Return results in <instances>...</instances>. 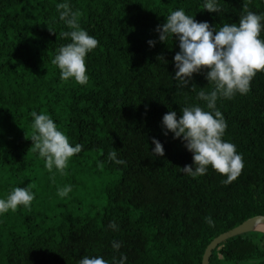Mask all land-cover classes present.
<instances>
[{"label": "trees", "instance_id": "obj_1", "mask_svg": "<svg viewBox=\"0 0 264 264\" xmlns=\"http://www.w3.org/2000/svg\"><path fill=\"white\" fill-rule=\"evenodd\" d=\"M65 2L82 13L81 28L99 41L86 58L87 85L62 81L52 63L71 42L60 35L71 30L56 8ZM205 2L0 0V198L15 187L30 186L35 195L30 209L0 215V264H79L84 256L112 264L121 255L125 264H201L214 236L264 214V72L248 94L217 101L227 122L223 139L245 163L231 184L211 167L195 178L183 173L185 165L194 167L193 154L182 138L164 134L166 113L179 118L184 107L207 110L197 94L214 85L201 72L193 75L194 91L191 84L177 87L179 41L160 42L157 27L179 9L216 30L238 24L245 4L264 15V0H217L219 13L202 10ZM33 111L50 115L72 146L83 145L67 175L53 169L55 183L32 147ZM153 138L163 145V157L153 154ZM113 150L126 164L108 159ZM67 185L72 191L62 198L58 189ZM113 221L118 230L108 227ZM209 264H264V230L223 239Z\"/></svg>", "mask_w": 264, "mask_h": 264}, {"label": "clouds", "instance_id": "obj_2", "mask_svg": "<svg viewBox=\"0 0 264 264\" xmlns=\"http://www.w3.org/2000/svg\"><path fill=\"white\" fill-rule=\"evenodd\" d=\"M59 19L70 31L61 32L64 38L71 42L61 46L52 63L60 70V79L68 82L74 79L79 85H87L86 58L98 46L99 41L81 28L82 13L73 10L69 3L56 5ZM202 10L219 13L221 8L217 0H206ZM244 15L237 23H225L219 30L208 22H198L183 9L171 11L166 17V23L157 27L160 42H166L169 37L179 41V49L174 56V78L179 82L177 87H189L195 90L191 83L193 75L206 73V80L214 85L210 92L203 90L197 94V99L206 102V108L188 106L181 109L182 115L177 118L175 111L163 116L162 124L174 138H182L186 149L193 154V164L185 165L182 172L193 178L203 176L211 167L218 174L226 176L224 184H231L242 174L245 167L243 155L237 152L236 145L226 142L223 138L227 130V122L222 112L217 108L219 99H233L237 94L246 95L251 91V82L258 73L264 72V15L257 14L244 5ZM150 46L155 42L148 41ZM162 58L163 57H158ZM34 129L31 140L33 149L38 151L45 160V168L49 173L53 169L60 175H67L66 169L72 157L83 150V145L77 143L72 146L69 137L61 131L48 114L31 113ZM155 148L153 154L164 156L163 145L153 138ZM108 159L117 165L126 164L125 160L117 159L115 150L108 154ZM103 167L101 163L99 165ZM55 183V173L52 176ZM72 191L71 185L58 189L60 197H66ZM34 193L29 187H15L6 198H0V215L9 211L16 212L19 207L30 209ZM209 226H214L210 216L205 218ZM109 228L118 230L115 221L110 222ZM112 247L118 251L121 244L113 242ZM126 255L119 260L113 258L112 264H125ZM79 264H109L102 256H84Z\"/></svg>", "mask_w": 264, "mask_h": 264}, {"label": "water", "instance_id": "obj_3", "mask_svg": "<svg viewBox=\"0 0 264 264\" xmlns=\"http://www.w3.org/2000/svg\"><path fill=\"white\" fill-rule=\"evenodd\" d=\"M258 223L264 224V214H254L252 216L247 217L237 225L220 232L216 236H214L205 246L204 251L202 253L201 264H209V258L212 252V249L223 239L233 236L238 233H242L248 230L260 229L263 228L257 227Z\"/></svg>", "mask_w": 264, "mask_h": 264}, {"label": "bare ground", "instance_id": "obj_4", "mask_svg": "<svg viewBox=\"0 0 264 264\" xmlns=\"http://www.w3.org/2000/svg\"><path fill=\"white\" fill-rule=\"evenodd\" d=\"M257 227H259V228H263V229H264V224H262V223H258V224H257Z\"/></svg>", "mask_w": 264, "mask_h": 264}]
</instances>
